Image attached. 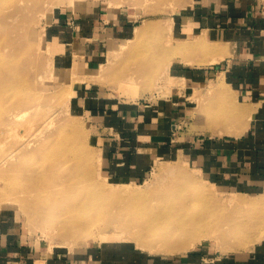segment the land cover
<instances>
[{"label": "crops", "instance_id": "obj_1", "mask_svg": "<svg viewBox=\"0 0 264 264\" xmlns=\"http://www.w3.org/2000/svg\"><path fill=\"white\" fill-rule=\"evenodd\" d=\"M258 2L187 0L170 17L172 40L204 49H187L159 71L151 96L146 94L151 100L142 104L124 100L109 62L110 53L134 38L132 7L96 4L51 14L45 50L73 108L98 126L108 178L136 183L156 161L176 153L211 180L240 186L251 199L264 194V12ZM0 264H264V230L251 248L225 254L202 243L173 255L145 253L124 241L68 249L32 238L4 210Z\"/></svg>", "mask_w": 264, "mask_h": 264}, {"label": "rangeland", "instance_id": "obj_2", "mask_svg": "<svg viewBox=\"0 0 264 264\" xmlns=\"http://www.w3.org/2000/svg\"><path fill=\"white\" fill-rule=\"evenodd\" d=\"M2 1H4V3L6 4L2 5ZM9 1L12 3L11 6ZM16 1H20V2L22 1V2L17 3ZM186 1L187 0H37V2L32 4L29 0L27 1L8 0V3L6 2V0H1L0 17L2 19L0 18V36L2 38H0V40L3 41H0V46H2V50L0 51L2 52L0 53V55L2 54L1 55L2 57L0 58L3 59L8 58V59H5L4 61L0 59V68L4 64V67L1 68L2 70L0 69V73L4 74L3 75L4 77H0V81L2 82L0 83L1 86H4V84L7 85L13 83L14 88L12 87L13 89L12 95L10 94L11 92L9 93L7 92L8 95H6L7 93L5 94L4 92L3 93L5 95H3V93L0 95V101H2L0 102V106H1L0 127L2 126L0 129H2L3 132L5 128L6 131V133H3V137H1L2 133L0 135V141H1L0 142V211L5 210L10 212L18 221V224L22 226L24 230L27 231L32 238L41 242H45L49 246L56 245L68 249H73L79 245H82L90 241H94V242L124 241L130 243L131 245L136 246L137 237L135 236L136 234L135 228H140L143 226L142 219L140 220V218H137L141 215L136 216L137 214L135 213L126 214L124 213V211L128 209L129 204L130 205L136 203L142 204V202L144 201L143 199L146 198L149 199L145 200V204L149 205L151 209V211L148 212V215H146V217L147 216L150 217L149 215L158 216L160 215V213H169L170 215L169 218L174 219V217L177 214L181 213L185 208L188 207L191 210H194L195 213L197 214L206 213L207 216L208 214H211V216L209 215V217L212 220V222L216 224L212 231L217 235L219 234V231L222 230L223 227L225 226L226 221L229 222L236 221L242 215H247L248 213L251 214L253 212L246 210V208L242 209L236 207L234 202L240 199H244L245 201H254L258 199L255 198L251 199L246 194V192L241 190L240 186L235 187V186L227 185L224 182L220 183L218 182L219 180H214V181L211 180L210 178H208L207 175L202 174L201 172L196 170L191 162H187V160L184 159V157L182 156L178 157L176 153H173L166 158H162L161 160L156 161L153 164V166L150 168L146 177L136 183H132V182H126L127 184L119 183L114 181L113 179L108 178L101 169V162H100L101 160H100V151H99L100 146L98 145V133H99L98 126L93 121H90L85 117H83L81 114H78V111H76L73 108L71 104V99L67 84L62 78V74L56 72V70L50 64L48 54L45 50V44L43 41L44 28L48 23L51 14L60 8L61 9L67 8L70 11H74L85 7H86L85 9H87L96 4L107 6L110 9L115 7L119 8L125 6L132 7L131 9L132 10L134 9V11H136L137 14V18L135 22L136 30H141L145 24H149V26L151 25V29L147 30L148 32L146 31V33H144L145 31H143L141 35L139 34L138 39L140 36L141 37L140 40L137 39V41L135 40L136 39V30H135L134 38L132 40L120 44V46H118L115 52L110 53L109 62H113L115 68V78H118V80L120 81V82L118 81V83L120 84V87L118 88L119 92L121 91L123 93V96L127 94V98L124 100L130 103L132 101L134 102L136 101L139 104L140 103L142 104L147 100H151V97H147L148 95L146 94H149L151 96V93L154 90L153 88L156 85L154 81L155 80L154 77L156 74H158L159 71H161L160 66L164 62V60H166L169 57V55H167L168 53L166 50L176 46V43H174L171 37L172 18L170 17ZM26 2L28 5H26ZM24 4L25 6H23ZM15 8L17 9L15 10ZM10 11L14 12V13L12 12V15L13 14L16 15H14L15 17L9 18L10 20H8V15L7 16L4 15L7 14L8 12H9L8 14L10 15L11 14ZM5 24L8 25L6 26ZM16 27L17 30L15 29ZM11 31L12 33H9ZM34 31L35 33L33 34ZM3 33L5 34L7 33V36H5V34ZM1 34L4 35V37ZM12 57L15 60L13 62H11ZM174 58L175 57L169 58L170 62H168L167 64L168 66L171 63H173ZM9 60L11 63L9 62ZM7 63H10L11 66L12 65L14 66L13 69L16 70L15 73H13L14 72L13 69L11 70L12 67L10 66V64L9 67L6 68L8 66ZM12 63H16V64H12ZM7 69L11 71L9 72V70ZM140 70H144V72L147 71V74L144 73L145 75H142L140 77L138 74V71ZM15 75L16 77H18L19 75L18 77L19 79L17 78L18 81L15 79ZM128 77H133V80L135 79V81L132 82V84L131 82L123 83V80L127 79ZM2 78L8 80L3 79L5 80L3 81L1 80ZM13 78L14 80L12 82ZM145 81H149L147 87L142 86V84H145ZM16 88L18 89V91ZM140 91L143 92V94L145 95L142 96V94H138L140 93ZM13 94L14 95L18 94V95L14 96ZM9 95L11 96L9 97ZM140 95L142 96L141 99L134 100V98H137V96ZM9 99L10 101H8ZM24 110L25 112L27 111L24 117L22 116L20 117V119H16V120L11 117L14 114V112L22 114V111L24 113ZM12 119H14L13 120L14 122L12 121ZM2 123L5 124L3 125ZM43 123H44V127H47L45 128V130H43L44 128L40 129L42 128ZM73 123L75 125H73ZM71 125H73L72 129H71ZM6 129L10 130V132ZM39 129L42 131H40ZM35 132H37L36 135L37 137L35 136L36 134ZM56 139L59 141L56 142ZM20 142L21 143L24 142V144L26 142V144L29 145L25 147L22 150V152L16 148L18 147V145L22 146ZM73 143L74 145H72ZM54 145L55 147H52ZM62 145L65 147L67 146L66 148L73 147V151H71L70 153H73V155L75 156L77 153V156H81L83 158L82 162L83 161L84 162L82 164L87 165L90 170L89 177L91 178L92 181H89V183H91L89 184V186L92 188V190L94 189L96 184L103 185L106 187H110L111 185L124 184L123 187L122 186L120 187L129 191L146 192V196L143 199H138L135 200L134 202H132L131 199L128 200L126 198H117V199L114 198L115 200L113 203L112 201L113 198H106L105 196H102V199L100 197V202L102 205L94 206L99 208L100 212H104L101 215L102 217H100L101 219H103L102 223L104 227L112 228L114 225V227L118 226L119 228L122 225L129 226L130 225L129 223H132L131 227L133 228V231L132 228L130 231L129 227H126L125 229L123 228V231H121L120 233L119 232L114 234L104 233L105 235L103 234V236L99 232L95 234V235L98 234L101 235L100 238H91L90 236L89 237L77 236L70 238L69 234L71 233H69L67 230L60 231L54 227L53 222L49 220V218L53 216L46 217L44 215L39 214L38 211L33 207L34 203L30 204V202H33V200L31 201L32 197L33 199H35L33 196V192L31 196V191L33 190L30 189H32L33 187L29 186L28 187L29 191H28L27 190L28 188L25 190L23 189L24 187L22 188V186H27V183H25L27 182L26 178L29 176V172L33 170L31 168L33 167L32 165L34 164L35 166L34 161L38 162L39 160L38 154L41 150L50 148L52 150L54 149L53 150L54 152L60 153L59 149L63 147ZM11 150L15 151L16 153V155L12 157L13 160H16L13 163V165L16 167V165L18 164L16 167L18 172L16 173L15 171L17 170L15 169V167L12 164L9 167V165L7 164V163H11V159L10 160L7 159L6 161V156L8 155L9 151L11 152ZM42 160L43 161H41L40 159L39 162L43 163L45 160L47 161L44 162V164L46 165L40 163L42 167L43 166L47 167L51 165L50 157H47ZM52 160L54 161V159ZM4 161L6 162V164ZM29 163H32V165ZM20 165L23 166L21 167ZM176 165H181L190 175L194 176L197 180H200V186L202 187V189L211 192V194H213L211 195L212 198H207L203 196V198H201V200L198 201L197 206L193 208V206L191 205L190 196L193 195L195 190L190 187H187L186 184H183L181 182V180L176 179V177H174L175 176L174 174H173L174 176L172 177V174H167L163 172V168H169V166L174 167ZM25 166H27L28 169ZM7 168L12 171L7 170ZM160 168H161L160 170L161 172L159 171ZM44 169H46L47 171L49 168L48 169L44 168ZM156 173L160 174L159 177L161 178H159L158 182L155 183L154 185L151 184V186L146 187V184H148L147 182H150ZM164 174L168 178L164 176ZM31 175L30 177H28V180L31 179ZM54 176L53 177L48 176L46 177V179L51 177L49 178V180L52 179L54 180L56 177ZM169 176L172 179H169ZM21 178L22 179L24 178L23 182L25 180L26 181L24 183L20 182L22 181ZM48 182L46 184L47 186H50L51 182L49 183ZM28 185H30V183ZM22 189L23 192L19 191ZM188 189H191V191ZM24 191L27 192V195L24 194L26 193ZM148 192L150 193L148 194ZM9 194L10 196H8ZM17 195H18L17 198L18 201L17 199L15 201V197H17ZM28 195L31 196V198L28 197ZM12 196L15 197L12 198ZM8 197L11 198L8 199ZM19 197L21 200L19 199ZM21 197L24 198V200ZM26 199H28L27 202ZM103 199L104 201H106L107 199V201L103 202ZM50 201L52 200H49V203ZM28 203L31 206L28 207L27 206ZM114 204H116V208H113L115 206ZM107 206L110 207L111 209L108 208ZM105 207H107L108 209ZM259 214H261V212H259ZM128 235L129 238H126L128 237ZM219 242L220 241H216L215 239L213 240V238H207V239H202L199 243L208 244L210 247L215 249L217 253L220 254L242 252L244 251V249L246 250V248L243 246L238 247L237 249H232L227 245L228 248H226L227 247L226 245L222 246L223 244H220ZM137 244H139V247L136 246L138 250H142L143 252L145 253L148 252L150 254L173 255L183 252L180 251V252L168 254L165 252L152 251L149 249V246L147 244H144V247L141 246L140 243L138 242Z\"/></svg>", "mask_w": 264, "mask_h": 264}, {"label": "bare ground", "instance_id": "obj_3", "mask_svg": "<svg viewBox=\"0 0 264 264\" xmlns=\"http://www.w3.org/2000/svg\"><path fill=\"white\" fill-rule=\"evenodd\" d=\"M11 1H14V0H11ZM29 1L32 4L37 2V0H29ZM0 2H1V0H0ZM6 2L8 3V0H6ZM16 2L19 3L20 1H16ZM9 3H10V6H11L12 3L10 1H9ZM3 4H6V3H4V1H2V5ZM26 5H28L27 2H26ZM23 6H25V4ZM0 7H1V5H0ZM16 9L17 8H15V10ZM10 10H12V9H10ZM12 12H11L10 15L8 14L9 13L8 12L4 16L8 15V20H10L9 18H13V17H15L14 15H16V14L12 15ZM10 23H12V22H10ZM17 24H19V23H17ZM3 28H4V26H3ZM15 29L17 30V27ZM149 29H151V25L149 26V24H145L144 27H142L141 30H136V39L135 40L137 41L139 34L141 35V33H143V31H145L144 33H146V31L149 30ZM24 31H25V29H24ZM20 32H21V30H20ZM9 33H12V31L9 32ZM34 33H35V31L33 32V34ZM3 34H5V33H3ZM21 34H22V32H21ZM2 36L4 37V35H2ZM5 36H7V33L5 34ZM140 37H139L138 40H140ZM0 38H2V37L0 36ZM0 41H3V40H0ZM193 44H191V45H188V44H185V43L177 44L175 47L169 48L168 50H166L167 53H168L167 55H169V57L166 60H164V62L161 64V66H160L161 71H163V72L167 71L166 70L167 67H168L167 64H168V62H170V60H169L170 57L171 58H173V57L177 58V56L182 54L183 51H185L187 49H191V48L204 49V47L202 45L200 46V45H195V44L193 45ZM0 48H1L0 49V51H1L2 50V46H0ZM28 49H30V48H28ZM28 49H27V51H28ZM3 50H4V48H3ZM0 53H2V52H0ZM3 53H4V51H3ZM24 53H25V50H24ZM1 55H0V57H2ZM0 59L2 61H4L5 59H8V58H5V59L0 58ZM11 59H12L11 62L15 61L13 57ZM214 61H215V59L212 60V62H214ZM9 62H10V60H9ZM10 63H7L8 66L6 68L9 67ZM12 64H16V63H12ZM10 66H11V64H10ZM2 67H4V64L2 65ZM11 67L10 68L12 70L14 66L12 65ZM15 67H17V66H15ZM7 70H9V69H7ZM11 70H9V72ZM103 70H105V69H103ZM15 71L16 70H14V72L13 71L12 72L15 73ZM1 72H3V71H1ZM6 72H8V71H6ZM12 72H11V74H12ZM142 72L145 73L144 71H142ZM0 75H1L0 77H4L3 76L4 74L0 73ZM16 75H15V79L17 80L19 75H18V77H16ZM143 75H145V74H143ZM13 77H14V74H13ZM3 79H5V78H2L1 80H3ZM5 80H8V79H5ZM5 80H3V81H5ZM13 80H14V78L12 79V82H13ZM134 81H135V79L133 80V77H128L127 79L123 80V83L131 82V84H132V82H134ZM1 83H0V95L3 92L5 94L7 92L8 93L11 92L10 94L12 95V90H13L12 87H13L14 84L13 83L12 84H7V85L4 84V86H1ZM123 85H125V84H123ZM17 91H18V89H17ZM4 93H3V95H5ZM8 93L6 95H8ZM3 95H2V97H3ZM11 95H9V97ZM16 95H18V94H16ZM16 95H14V96H16ZM14 96H12V97H14ZM20 97H22V96H20ZM5 99H7V98H5ZM10 99L8 101H10ZM0 102H2V101H0ZM0 108H1V106H0ZM30 108H31V106H30ZM200 111H202V110H200ZM16 112H18V111H16ZM26 112H25V110H24V113L22 111V114L14 112V114L12 113L13 115L11 114L12 115L11 117L14 118L15 120L16 119H20V117H22V116L24 117ZM40 112H41V110H40ZM222 116H224V115H222ZM32 118H34V117H32ZM14 119H12V121ZM17 121H15V122H17ZM41 121H40V123H41ZM224 121H225V119H224ZM8 122H9V120H8ZM227 122H225V123H227ZM76 123H78V122H76ZM73 125H75V124L73 123ZM73 125H71V129H72ZM28 126H30V125H28ZM45 128H47V127H44V123H43V126L40 129L45 130ZM8 129H6V130H8ZM0 130H1L0 131V135L2 133L1 137H3V133H6L5 128H4L3 132H2V129H0ZM10 130H11V128H10ZM10 130H8V131L10 132ZM40 131H42V130H40ZM213 132L211 131V133H213ZM35 133H36L35 134V136H36L37 132H35ZM38 133H39V131H38ZM59 133H61V132H59ZM66 138H68V137H66ZM65 140H67V139H65ZM57 141H59V140L56 139V142ZM25 144H26V142H25ZM25 144H24V142H22L21 143L22 146L18 145L19 148L18 147H16V148L19 149V151L22 152V150L25 147L29 146L28 144H26V145ZM63 144H64V142H63ZM72 145H74V143ZM52 147H55V145L52 146ZM66 147L63 146L61 149H59L60 153H58V152L56 153V152L53 151L54 149L52 150L50 148L41 150L39 152L38 158H39V160L41 159V161H43L42 159H45L47 157H50L51 161H53L52 159H54L53 162L50 161V163H51L50 166H47V167L43 166L42 167V165H40V163H42V162H39V160H38L39 164H38L37 161H34L35 166H34V164L32 165L33 162L29 163V164H31L33 166V167H31V165H30V167L33 170L30 171L32 173H30L29 170H28V172H29V176L28 177H30V175L32 174L33 177L31 175V179H34V180H31V179L28 180V177H27L26 178L27 182H25L26 180L24 181L25 183H27V186H22V188L24 187L23 189L26 190L29 186L33 187V188L30 187V188H32L30 190H33V191H31V196H32V192H33V196H34L35 199H33V197H32L31 201L33 200V202L29 201L30 204L34 203L33 207L38 211L39 214L44 215L46 217L53 216V217H50L49 220L51 222H53L54 227L57 228L60 231L67 230L69 233H71V234H69L70 238L71 237H77V236H86V237L90 236L91 238H100L101 235H99V234L95 235V234H97L99 232L103 236L104 233L105 234H110V233L114 234V233H117V232L120 233L121 231H123V228L125 229L126 227H129V229L131 231V228H132L131 224L132 223H129L130 224L129 226L122 225L119 228H118V226L114 227V225H113L112 228L104 227V225L102 223L103 219L100 218V217H102L101 215L104 212H100L99 208L94 207V206L102 205L101 202H100V197L102 199V196H105L106 198H113L112 199L113 203H114V200L117 199V198H126L128 200L131 199L132 202H134L135 200L143 199L146 196V192L145 191H140V192L129 191V190H126L124 188H121L120 186L123 187L124 184L111 185L110 187H106V186H103V185L96 184L94 189L92 190V188L89 186V184H91V183H89V181H92L91 178L89 177L90 176L89 167L87 165H83L82 164L84 162V161L82 162L83 158L81 156H77V153H76V156L73 155V153H70L71 151H73V147L72 148H66ZM33 149H35V148H33ZM38 151H39V149H38ZM17 152H18V150H17ZM32 152H33V150H32ZM15 155H16L15 151L11 150V152L10 151L8 152V155L6 156V161H7V159L8 160L11 159V163H7L9 165V167H10L11 164L13 165V163L16 161V160H13V158H12ZM3 160H4V158H3ZM12 160H13V162H12ZM44 162L42 164H44ZM5 164H6V162H5ZM29 164H27V165H29ZM17 165H16V167H17ZM44 165H46V164H44ZM20 166L22 167L23 165H20ZM172 166H169V168H163V172H165L167 174H172V177L175 175L174 177H176V179L181 180V182L183 184H186L187 187H190V188L195 190L193 195L190 196L191 205L193 206V208L195 206H197L198 201L201 200V198H203V196L207 197V198H212L211 195H213V194H211V192H208V191L202 189V187L200 186V180H197L194 176L190 175L185 170L184 167H182L181 165H176L174 167H172ZM16 167H15V169H16ZM25 167L27 168V166H25ZM44 168H47V169L49 168V169L46 171V169H44ZM11 169H12V167H11ZM7 170H9V169L7 168ZM160 170H161V168L159 169V171ZM9 171H12V170H9ZM25 171H26V169H25ZM16 172H18V170L15 171V173ZM5 174H6V172H5ZM12 175H13V173H12ZM48 176H52V177L54 176L55 179L54 180L53 179L49 180V178H51V177L46 179V177H48ZM159 176H160V174L156 173L154 175L153 179L151 181L149 180L150 182H147L148 184H146V187L151 186V184L154 185L155 183H157L158 179L161 178ZM164 176H166V175L164 174ZM162 178H163V176H162ZM23 179L21 178L22 181H20V182L24 183ZM169 179H172V178L169 176ZM173 179H175V178H173ZM46 181L47 182L48 181L51 182V185L47 186V184H46L47 182ZM29 183H30V185H28ZM22 185H25V184H22ZM9 189H10V187H9ZM23 189L19 190V191L23 192ZM27 190L29 191V188ZM188 190L191 191V189H188ZM22 192H20V193H22ZM24 192H26V191H24ZM149 193L150 192H148V194ZM24 194L27 195V192L24 193ZM8 196H10V194ZM31 196L28 195V197H30V198H31ZM14 197L12 196V198H14ZM10 198L11 197H8V199H10ZM17 198H18V195H17V197H15V201H16ZM256 198H260V199L254 200V201H245L244 199H240V200L235 201L234 203H235L236 207H239V208H242V209L246 208V210L253 211V212L251 214L248 213L247 215H242L236 221H231V222L226 221V223L224 222L225 226L223 227L222 230L219 231L218 235L212 231L216 224H214L212 222V220L210 219L209 215L211 216V214H208V216H207L206 213L205 214L204 213H200V214L198 213L197 214V213H195L194 210H191L188 207L185 208L181 213L177 214L174 217V219L169 218V216H170L169 213H160V215H158V216L149 215L150 217H148V216L146 217V215H148V212L151 211L149 205L145 204V200L149 199V198H146V199H143L144 201L142 202V204L141 203L140 204L136 203L137 205L136 204H132V205L129 204L128 209L126 211H124V213H126V214L127 213H135V214H137L136 216L141 215V216H139L137 218H140V220L142 219L143 226L140 227V228H135V231H136L135 236L137 237L136 238L137 239L136 240V246H138V247H139V244H137V242L140 243V245L143 246V247H144V244H147L149 246V249L152 250V251H159V252H165V253L170 254V253H175V252H180V251H186V250L194 247L202 239L213 238V240L215 239L216 241H220L219 243L223 244L222 246H224V245L227 246L228 245L232 249H237L238 247H242L243 246V247H245L247 249V248H251L253 246V244L256 242V240L258 239V237L261 235L262 231L264 230V220H263L264 219V214H263L264 213V194H262V195H260L259 197H256ZM19 199H20V197H19ZM22 199L24 200V198H22ZM126 199H125V201H126ZM27 200L28 199H26V202H27ZM49 200H52V201H50V203H49ZM17 201H18V199H17ZM106 201H107V199H106ZM106 201H104V199H103V202H106ZM119 202H118V204H119ZM107 205H109V204H107ZM114 205H113L114 206L113 208H116V204H114ZM27 206L29 207L31 205H29V203H28ZM107 207H105V208H107ZM108 208H110V207H108ZM29 211H31V210H29ZM259 212H261V214H259ZM55 213H57V214H55ZM261 215H262L263 219H262ZM219 221H217V222H219ZM132 231H133V228H132ZM124 237H126V236H124ZM126 238H129V235ZM133 239H134V237H133ZM228 246L226 248H228Z\"/></svg>", "mask_w": 264, "mask_h": 264}, {"label": "built area", "instance_id": "obj_4", "mask_svg": "<svg viewBox=\"0 0 264 264\" xmlns=\"http://www.w3.org/2000/svg\"><path fill=\"white\" fill-rule=\"evenodd\" d=\"M258 7L260 11L264 12V0H259Z\"/></svg>", "mask_w": 264, "mask_h": 264}]
</instances>
